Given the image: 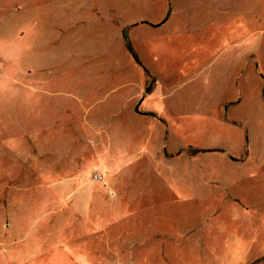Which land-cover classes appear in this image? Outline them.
I'll return each mask as SVG.
<instances>
[{"label": "rangeland", "instance_id": "obj_1", "mask_svg": "<svg viewBox=\"0 0 264 264\" xmlns=\"http://www.w3.org/2000/svg\"><path fill=\"white\" fill-rule=\"evenodd\" d=\"M240 18L199 71L154 58ZM261 212L264 0H0V264H264Z\"/></svg>", "mask_w": 264, "mask_h": 264}, {"label": "crops", "instance_id": "obj_2", "mask_svg": "<svg viewBox=\"0 0 264 264\" xmlns=\"http://www.w3.org/2000/svg\"><path fill=\"white\" fill-rule=\"evenodd\" d=\"M247 26L248 24L240 18L236 22H231L229 24L213 23L209 25L206 29V34L202 38L174 34L163 39L155 40L153 42V55H155V59L161 61L160 65H162V70H167L168 66H170L169 64H172L181 75H189L209 66L221 57L226 56L225 52L228 48L245 39L243 37H235L238 36L241 31L246 30ZM227 42L229 43L226 45ZM227 86L228 85L225 84L222 91L225 92ZM148 97L147 103L145 104L147 105L146 109L161 115L171 128L179 126L181 123L180 120L185 119L178 117V115H175L171 111L161 89L155 90L153 94ZM195 118L196 123H200V121L197 120L200 117L195 115ZM207 120L208 119H204V121L201 122L206 123L210 121L215 125H226L221 122L216 124L217 121H213L214 119L212 120V118ZM241 140L243 141L244 137ZM220 145L227 144L220 143ZM228 146L229 150L230 147L235 149L233 144ZM262 214V212L260 214L253 213V258L257 256L259 252L262 253V251H264V242L262 241L264 237V223L259 224L257 222ZM261 221L264 222V214Z\"/></svg>", "mask_w": 264, "mask_h": 264}]
</instances>
